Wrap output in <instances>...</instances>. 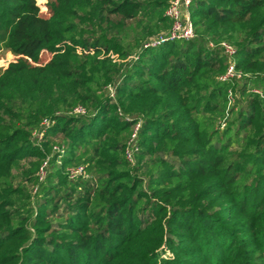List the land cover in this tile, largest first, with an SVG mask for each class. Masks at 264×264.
Masks as SVG:
<instances>
[{"label": "trees", "instance_id": "16d2710c", "mask_svg": "<svg viewBox=\"0 0 264 264\" xmlns=\"http://www.w3.org/2000/svg\"><path fill=\"white\" fill-rule=\"evenodd\" d=\"M171 1L0 0V264H264V0Z\"/></svg>", "mask_w": 264, "mask_h": 264}, {"label": "built area", "instance_id": "2783aa9c", "mask_svg": "<svg viewBox=\"0 0 264 264\" xmlns=\"http://www.w3.org/2000/svg\"><path fill=\"white\" fill-rule=\"evenodd\" d=\"M192 0H172L167 11L166 16L169 20L172 21V28L171 30L165 34L161 35L157 38L152 39L148 44L145 45V48H153L157 47L161 44L173 42L177 40H191L195 37L193 24L190 18L189 7L191 5ZM186 14V15H185ZM222 46L225 49V53L229 55L235 54V50L232 46L223 43ZM235 72L234 68L231 67L227 72L226 78L234 77ZM78 114H84L85 111L81 108L75 110ZM140 126L138 125L135 128V133L132 136V139L129 141V146L126 151L127 159L132 162L133 155H134V141L136 139V133ZM59 150L58 148H55ZM60 151V150H59ZM62 152V151H61ZM70 178L74 179L78 176H82L84 174L83 167L71 168L69 170ZM42 177L45 175V172L41 171Z\"/></svg>", "mask_w": 264, "mask_h": 264}, {"label": "rangeland", "instance_id": "374dc122", "mask_svg": "<svg viewBox=\"0 0 264 264\" xmlns=\"http://www.w3.org/2000/svg\"><path fill=\"white\" fill-rule=\"evenodd\" d=\"M48 2H49V0H41V3L39 4L40 10H41V15L45 18L50 17V10L48 8ZM170 30H171V28L167 32H169ZM162 32H164V31H162ZM51 58H52V54H50L48 52H43L40 56V62L38 65H45L47 62L50 61ZM16 59L17 58H15L10 53L1 54L0 55V68H6L10 63L14 62ZM164 251L166 252L162 256V258H164V260L174 258V254L170 250H168L167 248L164 247Z\"/></svg>", "mask_w": 264, "mask_h": 264}, {"label": "clouds", "instance_id": "9594fccd", "mask_svg": "<svg viewBox=\"0 0 264 264\" xmlns=\"http://www.w3.org/2000/svg\"><path fill=\"white\" fill-rule=\"evenodd\" d=\"M41 3V0H37V4L39 5Z\"/></svg>", "mask_w": 264, "mask_h": 264}]
</instances>
